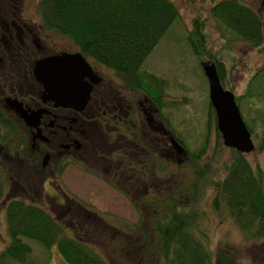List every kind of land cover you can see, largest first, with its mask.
I'll list each match as a JSON object with an SVG mask.
<instances>
[{"label":"trees","instance_id":"1","mask_svg":"<svg viewBox=\"0 0 264 264\" xmlns=\"http://www.w3.org/2000/svg\"><path fill=\"white\" fill-rule=\"evenodd\" d=\"M211 13L251 50L264 46V20L255 9L241 0H219ZM40 16L45 30L70 39L78 54L87 61L114 71L134 89L144 85L152 96L159 99V95H155L161 89L158 78L142 68L174 23L181 18L179 9L171 0H42ZM187 40L196 56L206 57L216 65L222 85L227 89L224 63L219 54L208 46L204 24L200 19L192 21ZM260 72L263 73L264 69ZM251 97L253 95L250 93L245 98L250 100ZM238 101L237 98L239 105ZM211 111L214 115L212 107ZM4 118L0 112V151L4 154L3 158H32L39 165L40 150L32 152L28 138L19 132V125L5 124ZM247 126L253 134L250 125ZM215 127L220 138L217 124ZM16 139L19 141L15 142ZM180 142L186 146L182 140ZM206 144L207 140L204 150L199 153H189V161L185 164L191 162L195 174L185 178L179 192L162 193V198L158 196L154 199L141 196L139 202L132 204L139 211L140 220L134 225L132 235H127L123 230L122 233L128 238L123 245L119 241H110L114 244L113 247L109 246L110 250L114 248V253L123 252L122 258L126 262L137 259V262L144 264H152L151 258H156L161 264H211L214 256L221 264H241L231 252H236V249L211 251L208 235L200 228L204 213L198 202L212 189L215 210L219 212L222 204L227 206L234 224L244 234L248 249H259L262 253V260L258 259V263L252 260L253 263L264 264V171L259 166L254 170L246 155L236 150H233L232 162L226 166L221 177L219 172L206 164L203 168H196V162L200 163L202 155L206 154ZM256 150L264 152V138ZM31 152L33 157L30 156ZM12 169L0 155V202L5 204L2 211L6 214L11 236V243L0 251V264H32L33 248L26 241L37 242L47 250L57 246L66 264H109L88 243H93L88 239L90 232L86 238L73 237L58 217L36 201L31 203L21 198L14 199V189L7 191L14 180ZM13 183L12 186L18 185V182ZM29 196L32 197L31 193ZM67 201L73 202L66 196ZM142 207L152 212L146 215L140 209ZM145 216H149L147 223ZM37 264L48 263L40 260Z\"/></svg>","mask_w":264,"mask_h":264},{"label":"rangeland","instance_id":"2","mask_svg":"<svg viewBox=\"0 0 264 264\" xmlns=\"http://www.w3.org/2000/svg\"><path fill=\"white\" fill-rule=\"evenodd\" d=\"M11 1L14 0H0L1 14L4 9L9 10ZM17 1L28 23L36 24L41 29L40 3L42 0ZM171 1L179 9L181 18L174 23L147 58L142 70L158 78L161 86V89L155 92V95H159L160 98L158 104L172 123L170 126L175 128L180 140L186 144L188 153L195 155L200 150H204L207 140L206 154L202 155L200 163L196 162V168H203L206 164L212 167L213 171L219 172L221 177L225 173L226 166L232 162L234 151L225 146L221 134L220 138L217 136L216 124L207 123L211 119L209 116V84L203 68L212 61L203 56H196L191 50L187 38L192 30V21L200 19L203 22L207 44L219 54L224 63L227 89H231L230 91L235 93L240 100L238 101L240 112L246 123L250 125L252 138L257 147L264 138V72H260L264 69V46L258 50H251L212 16V7L219 0ZM241 2L255 9L264 20V0H241ZM42 31L46 35V41H43V46L47 50L46 55L58 51L76 50L73 42L67 37L45 29ZM254 77L256 79L252 83ZM250 93L253 97L249 100L245 97H249ZM22 134L28 138L29 147L34 152L29 132L23 129ZM32 152L31 157H33ZM0 155L4 162L13 167L11 171L14 177L13 182H18V185L14 186L11 182L7 190L9 192L11 188L14 189V199L21 198L31 203L36 201L39 206L58 217L59 222L73 237L86 238L90 232L91 236L88 239L93 243H88L109 264H144L142 261L137 262V259L126 262L122 258L123 252L114 253V248L112 250L109 248V246H114L110 241H119L122 245L125 243L128 238L122 232L124 230L127 235H132L134 225L140 220V213L129 202L126 194L108 187L102 179L105 176L101 177L96 174L94 176L89 170L75 165L67 168L62 176L59 175L56 178L50 167L42 168V155L39 165L34 159L29 158L33 166L31 169L28 167L27 159L23 160L17 156L3 158L4 154H1V151ZM246 159L254 170L259 166L264 171V152L256 150L246 155ZM187 161L189 158L182 157L178 161L172 158L159 162L158 173L160 170L163 172L157 184L163 187V194L180 190L179 187L185 178H191L195 174V168L191 162L185 164ZM52 181L58 186L53 185ZM23 186L26 187L25 190ZM60 186L64 188L65 194L60 190ZM66 196L73 202L64 203L63 198L66 199ZM134 197L139 200L141 194H134ZM199 204L204 213L200 228L208 235V247L211 251L215 253L222 248L236 249L237 253L231 252L241 264H255L253 261L258 263V259L262 260L260 256L262 253L259 249H248L246 246L244 234L234 224L227 206L222 204L219 212L215 210L212 189L201 198ZM4 207V202H0V251L11 243L6 214L2 211ZM146 207L140 209L148 215L152 210ZM145 218L147 223L149 216ZM148 224L150 225V222ZM26 242L33 248L32 264H37L40 260L48 264H66L57 246L47 250L37 242ZM149 260L152 264H161L156 258ZM211 264L221 263H218L214 256Z\"/></svg>","mask_w":264,"mask_h":264},{"label":"flooded vegetation","instance_id":"3","mask_svg":"<svg viewBox=\"0 0 264 264\" xmlns=\"http://www.w3.org/2000/svg\"><path fill=\"white\" fill-rule=\"evenodd\" d=\"M11 2L9 10L0 13V112L5 124H18L19 132H29L32 149L40 150L42 155V168L50 167L56 178L77 165L94 176H105L102 179L108 187L126 194L131 204L139 202L134 194L153 199L161 196L163 187L157 183L163 170L158 173L159 162L188 159L189 153L170 126L159 100L144 85L134 89L114 71L88 60L94 80L99 83L85 79L93 88L84 111L45 103L43 88L34 77L35 64L46 57L78 51L46 55V35L42 33L45 28L28 23L19 2ZM235 97L237 103L236 94ZM19 105L29 116L36 117L33 122L39 124L40 133L27 126L17 109ZM211 107L210 101L211 119L207 123L218 124ZM174 143L186 151L179 153ZM27 162L31 169L30 160Z\"/></svg>","mask_w":264,"mask_h":264},{"label":"water","instance_id":"4","mask_svg":"<svg viewBox=\"0 0 264 264\" xmlns=\"http://www.w3.org/2000/svg\"><path fill=\"white\" fill-rule=\"evenodd\" d=\"M203 72L209 84L210 101L215 110L217 127L225 146L244 155L255 152L256 145L236 103L235 94L223 87L214 63L205 65ZM93 76L91 66L78 53L65 52L40 59L34 68V77L43 88L44 102H53L56 107L73 108L78 112L84 111L93 88L85 82V79H91L93 84L99 83ZM17 109L21 112L22 118L27 121V126L38 131L39 124L33 122L36 121V117L29 116L23 111L22 105H19ZM38 137L42 138L40 134ZM174 145L179 153L186 151L180 144L174 143ZM46 164L47 160L43 166Z\"/></svg>","mask_w":264,"mask_h":264}]
</instances>
